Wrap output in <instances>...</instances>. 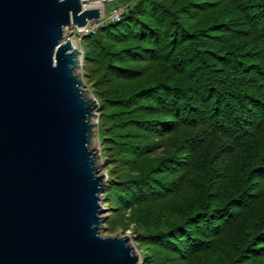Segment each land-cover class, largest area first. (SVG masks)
<instances>
[{
	"label": "trees",
	"instance_id": "16d2710c",
	"mask_svg": "<svg viewBox=\"0 0 264 264\" xmlns=\"http://www.w3.org/2000/svg\"><path fill=\"white\" fill-rule=\"evenodd\" d=\"M112 4L79 43L109 224L140 264H264V0Z\"/></svg>",
	"mask_w": 264,
	"mask_h": 264
},
{
	"label": "water",
	"instance_id": "95a60500",
	"mask_svg": "<svg viewBox=\"0 0 264 264\" xmlns=\"http://www.w3.org/2000/svg\"><path fill=\"white\" fill-rule=\"evenodd\" d=\"M95 1L0 0V264L139 263L126 237L99 235L96 102L63 36L100 18Z\"/></svg>",
	"mask_w": 264,
	"mask_h": 264
},
{
	"label": "rangeland",
	"instance_id": "374dc122",
	"mask_svg": "<svg viewBox=\"0 0 264 264\" xmlns=\"http://www.w3.org/2000/svg\"><path fill=\"white\" fill-rule=\"evenodd\" d=\"M110 1V2H109ZM113 0H106L103 1L102 3V14L100 15V18L96 21H93L92 23L89 22L87 25V30H89V33H92L98 26L99 24L105 20H109V14L116 10L118 7L121 8L118 4H112ZM91 5H100L99 3H92L89 2ZM103 4H107L108 6L103 7ZM63 36L67 38L69 41L73 42L74 45L76 46L75 48L80 49L79 43L80 40L83 36L81 34H77L76 30L74 27H69V28H64L63 29ZM81 36V38H80ZM82 52V51H81ZM83 66V60L81 57L78 58L77 66L74 69V73L78 76V79L81 81V86L80 89L83 91L84 97L89 100V101H94L95 99L92 97V95L89 93V90L87 86L83 82V77L81 76V68ZM96 102V101H95ZM98 112H97V103H96V109L93 110L92 115L90 117V123L92 124L91 132H90V140H89V146L88 148L92 151L95 157V167L97 170L98 175L103 176V192L100 195L99 198V203L101 207L104 209L103 213L100 215L103 218L102 223L99 225V229L102 228V230H98L100 236H118V237H126L127 238V244L130 245L134 252L139 256V263L140 264V254H139V246L137 245L135 239L133 238L132 234V225H129L127 228L122 229L120 225L116 223L114 224V227H111L110 223V213L111 209L104 206L105 204V199L102 196L105 191V185L107 181V176H106V170H105V164H103L102 159H101V151H100V143H99V137L97 133V122H98Z\"/></svg>",
	"mask_w": 264,
	"mask_h": 264
},
{
	"label": "built area",
	"instance_id": "2783aa9c",
	"mask_svg": "<svg viewBox=\"0 0 264 264\" xmlns=\"http://www.w3.org/2000/svg\"><path fill=\"white\" fill-rule=\"evenodd\" d=\"M123 12V8L121 7H118L116 10L112 11L110 14H109V20L108 21H116L118 20V18L120 17V15L122 14ZM91 22V21H90ZM93 22V21H92ZM91 22V23H92ZM89 24V22H87L86 26L85 27H82V28H75L76 30V33L77 34H81V36L83 35H86L89 33V30H87V25ZM80 36V38H81Z\"/></svg>",
	"mask_w": 264,
	"mask_h": 264
},
{
	"label": "bare ground",
	"instance_id": "6f19581e",
	"mask_svg": "<svg viewBox=\"0 0 264 264\" xmlns=\"http://www.w3.org/2000/svg\"><path fill=\"white\" fill-rule=\"evenodd\" d=\"M92 3H99V2H97V1H95V2H92ZM100 4V3H99ZM84 7L85 8H96L98 11H99V14L101 15L102 14V7H101V5H91L89 2H87L85 5H84ZM71 45L73 46V47H76L75 45H74V43L73 42H71Z\"/></svg>",
	"mask_w": 264,
	"mask_h": 264
}]
</instances>
